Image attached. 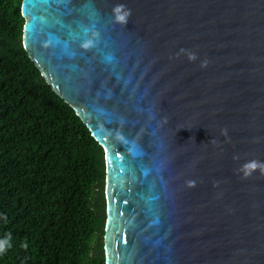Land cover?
Masks as SVG:
<instances>
[{"label": "water", "instance_id": "water-1", "mask_svg": "<svg viewBox=\"0 0 264 264\" xmlns=\"http://www.w3.org/2000/svg\"><path fill=\"white\" fill-rule=\"evenodd\" d=\"M21 15L29 58L104 149L105 264H264V172L238 171L264 161V0Z\"/></svg>", "mask_w": 264, "mask_h": 264}, {"label": "trees", "instance_id": "trees-1", "mask_svg": "<svg viewBox=\"0 0 264 264\" xmlns=\"http://www.w3.org/2000/svg\"><path fill=\"white\" fill-rule=\"evenodd\" d=\"M21 3L0 0V264H105V152L29 58Z\"/></svg>", "mask_w": 264, "mask_h": 264}, {"label": "clouds", "instance_id": "clouds-1", "mask_svg": "<svg viewBox=\"0 0 264 264\" xmlns=\"http://www.w3.org/2000/svg\"><path fill=\"white\" fill-rule=\"evenodd\" d=\"M127 12L117 15L115 17V19L118 22H125V18H126ZM91 43L90 40L86 39L83 42V46H88ZM190 59L193 58L192 56L189 57ZM207 63V61L205 60L203 64ZM203 66V65H202ZM257 168H259L262 172H264V161H256V160H252V161H246L245 163H243L242 165H240V168L238 169V171L242 172V174L244 176H248L251 174V172L253 170H256ZM10 246L9 245V239L7 237L0 239V253H2L6 247Z\"/></svg>", "mask_w": 264, "mask_h": 264}, {"label": "snow or ice", "instance_id": "snow-or-ice-1", "mask_svg": "<svg viewBox=\"0 0 264 264\" xmlns=\"http://www.w3.org/2000/svg\"><path fill=\"white\" fill-rule=\"evenodd\" d=\"M84 39H86V37H84Z\"/></svg>", "mask_w": 264, "mask_h": 264}]
</instances>
